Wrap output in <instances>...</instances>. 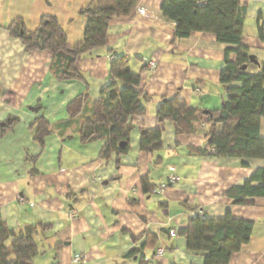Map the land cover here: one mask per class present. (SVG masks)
I'll list each match as a JSON object with an SVG mask.
<instances>
[{"label": "crops", "instance_id": "crops-1", "mask_svg": "<svg viewBox=\"0 0 264 264\" xmlns=\"http://www.w3.org/2000/svg\"><path fill=\"white\" fill-rule=\"evenodd\" d=\"M246 1L243 43L257 60L249 69L257 72L264 63L260 36L264 0ZM91 2L0 0L2 219L15 231L37 222L51 225L37 235L44 253L34 258L35 264H204V252L188 250L185 237L179 233L171 237L168 231L178 232L198 214L222 218L231 211L235 218L255 224L250 241L232 254L229 264H264V197L239 205L225 194L264 167V159H247L245 165L240 158L191 153L189 145L205 143L206 124L185 137L176 135L173 124L165 121L160 125V148L151 153L140 147L142 129L159 126L157 110L164 98H181L203 112L221 107L226 97L220 82L226 45L215 34L202 31L173 42L176 22L163 16L162 0H140L146 14L136 8L129 17L113 19L107 44L78 59L85 80L59 81L50 69L51 54L27 53L8 30L21 19L34 31L43 16H55L69 44L75 45L83 40L88 23L80 10ZM121 55L131 58V69L141 74L139 88L150 99L145 102L147 113L131 118L128 152L105 158L101 153L106 140L83 143L77 129L84 117L69 120L67 105L87 87L91 100L99 99L110 81L111 61ZM229 58L235 60L236 54ZM38 116H44L52 129L44 149L32 129ZM204 117L202 113L200 118ZM260 132L264 138V118ZM159 156L162 160L156 164ZM145 176L150 192L143 189ZM171 176L178 180L170 182ZM163 185L166 188L160 192ZM147 232L158 235L156 247L142 248ZM160 247L163 254L157 255ZM133 249L137 252L129 255ZM76 254L84 261H74Z\"/></svg>", "mask_w": 264, "mask_h": 264}, {"label": "trees", "instance_id": "trees-1", "mask_svg": "<svg viewBox=\"0 0 264 264\" xmlns=\"http://www.w3.org/2000/svg\"><path fill=\"white\" fill-rule=\"evenodd\" d=\"M139 2L92 0L80 10L81 15L88 17V23L83 40L75 45L69 44L55 16H43L34 31L28 30L21 19L14 20L8 30L21 40L27 53L48 51L51 54L50 69L59 81L85 80L77 68L78 59L104 47L108 41L110 22L115 18L131 16ZM161 10L166 19L176 22L173 42L187 38L195 31H202L215 34L218 41L226 45L225 65L220 75L226 97L221 107L210 110L204 120L200 118L203 110L188 105L185 100L164 98L157 110L159 126L141 131V150L153 153L159 149L163 133L160 125L170 121L176 135L185 137L195 135L204 124L209 126L202 146H188L193 154L240 158L245 165L247 159H264V138L260 132L261 119L264 118V63L257 72L249 69L257 61H252L249 47L243 43L248 2L162 0ZM260 36L264 39L262 30ZM231 53L236 54L235 60H230ZM130 60V57L121 55L111 61L110 81L102 89L99 99L92 101L87 87L67 105L69 120L84 117L77 129L83 143L106 140L101 153L105 158L112 153L122 155L128 152L131 118L147 113L145 102L150 97L139 88L141 74L131 69ZM32 129L35 139L44 149L46 138L52 132L51 124L44 116H38ZM120 143H125V146L120 147ZM161 160L159 156L155 163ZM142 184L145 192L152 191L148 176L142 178ZM225 194L239 205H250L255 198L264 197V167L257 168L246 182L231 186ZM254 224L253 220L235 218L231 211L222 218L198 214L177 235L179 233L186 238L188 250L204 252V264H229L232 254L250 241ZM50 226L37 222L15 231L8 227L0 214V264H35L34 258L44 253L43 246L36 240L37 235ZM157 243L158 235L147 232L142 248H154ZM59 247L60 244L56 249ZM136 252L133 249L129 255Z\"/></svg>", "mask_w": 264, "mask_h": 264}, {"label": "built area", "instance_id": "built-area-1", "mask_svg": "<svg viewBox=\"0 0 264 264\" xmlns=\"http://www.w3.org/2000/svg\"><path fill=\"white\" fill-rule=\"evenodd\" d=\"M137 12H138L139 14H143V15H144V14H146V9H145L144 6H142V5H138V6H137ZM149 65H150L151 67H155L156 63H155L154 61H149ZM169 180H170V182H176V181L178 180V178H177V176H171ZM165 188H166V187L163 185V187L160 188V192H164ZM170 235L173 236V237L176 236V235H177V230H176V229H171V230H170ZM163 251H164V248L160 247V248L157 250L156 254H157V255H162V254H163ZM74 261L80 263V262H83L84 259H83V257H82L81 254H76V255L74 256Z\"/></svg>", "mask_w": 264, "mask_h": 264}, {"label": "water", "instance_id": "water-1", "mask_svg": "<svg viewBox=\"0 0 264 264\" xmlns=\"http://www.w3.org/2000/svg\"><path fill=\"white\" fill-rule=\"evenodd\" d=\"M251 59H252L253 62H256V61H257V60L255 59L254 56H252ZM245 68H246V66H244V69H245ZM208 113H209L208 110H205V111L203 112L204 115H207ZM119 146H120V147H124V146H125V143H120Z\"/></svg>", "mask_w": 264, "mask_h": 264}]
</instances>
